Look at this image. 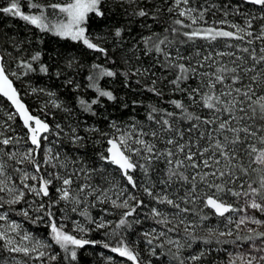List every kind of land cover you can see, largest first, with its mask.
<instances>
[{"label": "snow or ice", "instance_id": "6c2138e0", "mask_svg": "<svg viewBox=\"0 0 264 264\" xmlns=\"http://www.w3.org/2000/svg\"><path fill=\"white\" fill-rule=\"evenodd\" d=\"M136 3V0H114L117 5L123 3ZM187 5L189 0H174L176 8L180 4ZM247 3L259 6L264 10V0H247ZM106 0H67L65 3H50L43 5L38 0H28L27 7L35 9V12L25 13L22 11L21 0H10L8 6L0 8V12L18 17L26 23L35 26L42 32H51L53 35L70 39L75 42L82 43L87 49L102 53L107 57V50L101 47L95 40L102 37H92L88 32V22L92 15L99 18H104L106 12L104 10ZM52 9L53 15H62V19H57L55 22L49 20L47 9ZM169 12L173 8H168ZM195 10L191 8L180 9L179 17H185L190 20V24H185L182 19H175L174 25L179 27H171L164 29V35L153 33L152 36L142 38L145 44V55L152 52L159 54L162 57L160 66L168 71H174L173 78L168 81L172 86V90L183 93L189 102V106H196L202 110H206L205 115H200L189 111V106H186L182 99H172L170 104L174 111L167 109H157L150 106V111L147 119L154 124L159 125L158 128L145 131L144 128L138 127L136 124L130 125L126 129H122L116 122H112L110 127L114 129V133L107 139V148L105 152L99 154V159L105 164L116 166L121 175L126 178L128 185L132 188L137 187V182L131 173L139 170L145 177L144 192L149 197H152L159 204H166L176 209L173 218L162 213L157 208H152L151 214L155 217H160L156 222L167 227L173 223V219H179V224L184 225V232L188 237L195 240L196 237L190 229H194L196 225L186 223L185 218H181V213H192L193 209L181 207V204H195L197 201L202 203L203 208L210 209L215 215L224 217L229 212H243L247 209H253L264 213V43L259 48L257 54L256 48L243 47L237 45H226L229 48L236 47L239 51L247 53V57L238 56L235 52L216 51L215 53L203 52L199 47H194L186 54L181 52L177 45H184L189 42H194L197 39L206 41H217L218 39L236 40L244 42L248 45H253L255 41L264 42V25L260 27L258 33H254L253 20L255 16L245 20L244 26L239 24L229 23L227 20H221L217 23L228 25L233 31L224 30L216 27L194 28L199 21H204V12L201 11L199 16H194ZM134 15L138 17H149L150 13L144 8H139ZM153 20L156 17L151 16ZM264 20V16L259 17ZM182 28H188L190 31H181ZM123 28H116L115 37H121ZM169 31L172 38H169ZM183 36L186 39L178 40L177 37ZM174 48L175 54L168 49ZM234 57L230 63H225L220 57ZM41 59V53L37 52L31 56V62L20 61L19 66L24 68L25 75L27 72L36 71L33 68L32 62H38ZM251 61V64L248 61ZM73 61H68V67L72 66ZM259 66V67H258ZM38 71L47 74L49 68L46 64H40ZM148 70L136 69L131 72L132 76L144 75ZM16 76L15 72L10 73ZM60 73L57 72V75ZM117 73L105 68L101 64H93L91 66V74L88 75V87L97 93V96L90 102L84 99L79 100L80 106L84 111L92 112L93 105L99 103L101 97L109 101H114L116 97L111 90L101 88L99 81L104 77L114 78ZM128 76L129 73H123ZM153 75H155L153 73ZM195 80V86L188 84V81ZM68 83H72L71 80ZM136 83H140L139 80ZM152 86L147 90L153 92L157 96H162V91L158 90L155 85L157 80L151 81ZM78 87V86H77ZM36 89H33L35 92ZM42 91V90H41ZM0 95L6 97L12 105L15 106L16 114L23 122L24 128L27 130V139L33 147H30L25 152H4L0 149V193H6L8 199L0 195V207L3 203L8 205L19 204L24 200L25 191L34 194L37 197L49 196V187L53 185V181H60L61 186L56 188L59 194V200L53 201L46 211V215L50 223L51 240L55 245L66 254L65 258L75 261L77 259V248H82L91 242L87 239L78 238L70 231L65 230V225L58 226L51 207L54 204L63 201L66 205H71L70 210L76 212L78 206L84 203L85 196H92L95 189L89 184L78 185L76 189L72 188L74 183L72 175L62 176L58 168H66V163L60 160L59 153H53L49 147L43 152L41 159H37L41 155L42 140L47 141L46 133H51L53 130L49 124L42 120L39 116L32 115L29 109L21 102L18 91L13 87V81L9 78V73L6 72L4 57L0 56ZM52 95V93H49ZM54 107L61 105L52 102ZM175 110H179L178 112ZM179 118V119H178ZM8 119H13L10 114ZM187 122V128H180L179 123ZM59 129L55 134L60 135L63 129L56 125ZM203 129V130H202ZM98 131L97 129H93ZM75 131V130H73ZM193 134L195 138L193 139ZM3 134L0 133V136ZM107 136V133H102ZM145 137H151L149 141ZM83 139L78 135H73V142ZM155 141H160L171 147L163 150L157 148ZM20 141L14 137H5L0 139V145L5 147L13 144H18ZM203 142V143H202ZM7 156L8 160H14L17 165L28 164L35 170L30 173L23 167H12V171L19 175V183L23 188L16 186L12 175L8 169L10 165L3 159ZM156 162H161L167 165L164 169V175L154 181L151 172ZM51 167L52 172L41 175L42 167ZM100 171H104L103 168ZM38 181L39 186L29 184L28 181ZM157 185H163L159 193L155 192ZM173 185H179L183 188V192L174 191L170 194L169 189H173ZM127 189H122L117 195V199H112L111 203L114 207L128 209L122 214L121 219L116 223L115 228L119 229L125 226L128 221L127 217L132 216L136 212V208L143 204V201L131 194L122 202L117 203L120 196ZM103 199L101 203L107 202L108 197L105 190H100ZM235 197L238 201L243 202V207H236L234 204L227 202L225 197ZM174 197V198H173ZM99 199V197H98ZM136 201L134 206H130L129 201ZM38 211L44 210V205L40 204ZM203 209H201V212ZM23 216L28 217L27 209L21 210ZM80 215L88 217L87 209L80 211ZM42 219V217H37ZM200 219H207V215H200ZM247 218H241L236 224L239 228L245 223ZM7 213L0 214V221H7ZM229 223H232L231 218H228ZM89 222L95 223L89 217ZM251 222L257 225L264 224V221L251 218ZM110 222L98 223L97 228H104ZM20 225L11 222L6 228L0 226V241L5 242L9 252L23 253L28 256L30 253L37 252V259L45 257L46 253L42 249L50 247V244L36 240L27 233L20 236L21 241L30 242L29 244L18 243L16 239L9 235V232L19 233L17 230ZM76 231L85 232L79 223H76ZM169 231H174L169 228ZM152 232H147L146 237H153ZM249 232H254L249 229ZM209 236L215 234L214 229H208ZM166 233L161 231L159 236L163 237ZM231 236L232 232H219V236ZM149 238L147 243L153 244V239ZM241 237H237L240 239ZM264 239V232H254L253 235L243 237L246 240ZM205 243H211V240H205ZM227 243L228 241H224ZM122 243V242H121ZM170 245H175L176 254L173 259L179 261V264H184L178 253L183 245L179 240L167 241ZM105 247H108L105 244ZM264 253V247L257 249ZM112 252L118 253L121 257H126L132 264H140L138 253H134L127 245L113 247ZM155 255V249L152 250ZM50 260H56L55 254L49 256ZM192 260L200 259L199 256H192ZM243 264H264V255L250 256L245 260L244 257H238ZM230 264H235V260L230 261Z\"/></svg>", "mask_w": 264, "mask_h": 264}, {"label": "trees", "instance_id": "16d2710c", "mask_svg": "<svg viewBox=\"0 0 264 264\" xmlns=\"http://www.w3.org/2000/svg\"><path fill=\"white\" fill-rule=\"evenodd\" d=\"M9 2L10 0H0V8L8 6ZM38 2L47 5L65 3L67 0H38ZM27 3L28 0H21L22 11L25 13L35 12V9L27 7ZM170 7L173 8L172 12L168 11ZM139 8L149 11L150 16L141 18L134 15ZM184 8L194 9L193 15L197 17L201 11L204 12V21H199L197 25H193L194 28L216 27L233 31L234 29L229 28L228 25L217 22L227 20L229 23L244 26L245 20L251 16L257 17L253 20L252 30L254 33H258L260 27L264 25V20L259 19V17L264 16V10H261L259 6L241 1L189 0L187 5L181 3L179 8H176L174 0H136V3L126 2L122 5L115 4L114 0H106L104 8L106 16L99 18L92 15L87 25L90 36L102 37V39L94 42L99 43L101 47L107 50V57H105L102 53L87 49L80 42L57 37L51 32H42L18 17L0 12V52L4 57L6 72L17 74V79L15 76H13L14 78L10 76L11 74L9 76L14 81L22 99L30 111L47 121L53 130L47 134V141L42 140L41 155L37 159H41L44 150L50 147L52 152L54 154L59 153L60 160L66 163V168H58L56 171H59L62 176L72 175L73 189H76L78 185L89 184L96 190L94 195L84 197V203L78 206L76 212H72L70 210L71 205H66L63 201L54 204L50 209L58 226L63 224L66 226V231H70L78 238L94 242L77 248L75 261L66 259L64 251L52 242L50 223L46 215L49 205L53 201L59 200L56 188L61 186L60 181H53V185L49 187L48 197H37L24 189L25 197L21 203L15 205L3 203V206L0 207V214L7 213L8 220L0 221V226L6 228L11 222L20 225L17 230L19 235L16 232H9L11 237L16 239L18 243L29 244L30 242L20 240V236L27 233L36 240L51 246L42 249L46 253L45 257L37 259V252L30 253L28 256L23 253L9 252L5 247V242L0 241V264H132V261L126 257H121L118 253L111 251L113 247L122 246V243L134 253H138L140 264H179L178 260L173 259L177 250L175 245L167 243L169 239L179 240L183 245L178 255L184 264H229L230 251L234 244L246 245L251 241L243 239V237L253 235L254 232L238 229L234 223H229L227 216L218 217L212 210L203 208L199 201L195 204H181V207H188L200 215H207V219L201 220L200 215L181 213V218H185L186 223L196 225L194 229H190L196 237L195 240L187 236L184 232V225L179 224V219H173V223L167 227L158 224L156 220L160 217L154 218L152 216V208H157L169 219L173 218V214L177 210L166 204H159L144 192V187L147 185L145 184V177L139 170L131 173L137 182V187L134 189L128 185L126 178L121 175L116 166L105 164L99 159L101 152L106 154V141L114 133V129L110 127L112 122H116L122 129L136 124L148 131L150 128L159 127L147 119L150 106L174 111L170 104L172 99H182L186 106H189L187 97L183 93L173 91L172 86L168 83L173 78L174 71L165 70L160 66L162 57L159 54L152 52L145 55L146 46L142 40V38L152 36L153 33L164 35L165 28L179 27L173 24L175 19H182L185 24H190V20L178 15L179 10ZM52 12V9H47L50 21L61 19L60 15H53ZM153 15L156 17L155 20L151 18ZM118 27L124 29L121 37L114 35L115 29ZM181 31H190V29L182 28ZM167 34L171 39V32L169 31ZM177 39L184 40L186 38L179 36ZM262 43L264 42L255 41L253 45H248L246 41L230 39H218L212 42L197 39L194 42L177 46L185 54L192 48L199 47L203 52H235L238 56L247 57V53L239 51L236 47L229 48L226 45H237L239 48H256L257 54H259L258 50ZM168 50L175 54L174 48ZM37 52L41 53V59L38 62H32L36 71L27 72L25 75L26 70L19 66L20 61L31 62V56ZM233 58L224 56L217 59L230 63ZM69 60L73 61L71 67H68ZM248 63L251 64V61L249 60ZM40 64L48 66L47 74L38 71ZM93 64H101L117 73L114 78L104 77L99 81L101 88L111 90L116 99L109 101L101 97L99 103L93 105L94 115L92 112L84 111L79 104L80 99L90 102L97 96V93L88 87L89 81L87 80ZM136 69L141 71L147 69L148 72L144 75L132 76L131 72ZM57 72L60 74L57 75ZM123 73H129V75L125 76ZM153 79L157 80L155 87L162 91V96H157L147 90L152 86L151 81ZM69 80L72 83H68ZM137 80L140 83H136ZM196 83L195 80L188 81V84L192 86H195ZM33 89L36 91L33 92ZM53 101L61 107H54ZM175 111L178 112L179 110ZM189 111L200 115L206 114V110L196 106H189ZM10 114L13 116L11 120L8 119ZM56 125L63 129L59 136L55 134L59 131ZM179 127L187 128V122L181 121ZM0 133L3 134L0 139L14 137L20 141L18 144L7 147L0 145V149H3L4 152L18 151L22 153L33 147L28 141L27 131L14 109L1 96ZM102 133L108 135L105 136ZM73 135H78L83 139L74 143ZM194 138L195 134H193ZM145 139L152 140L151 137H145ZM155 143L157 148L161 150L171 147L160 141H155ZM3 159L10 165L8 171L16 186L23 188V185L19 183L20 174L13 172L12 167H23L30 173L35 170L28 164L17 165L14 160H8L7 156H4ZM166 167L167 165L161 162L154 164V170L151 172L154 181L164 175ZM101 168L104 171H100ZM52 171L51 167H42L41 175L48 178L47 173ZM28 183L39 186L38 181L29 180ZM161 188L163 185H157L154 191L159 193ZM101 189L105 190L110 197L107 202H100L103 199L100 194ZM122 189H127V191L120 196L117 203L122 202L131 194L137 200L143 201V204L136 208V212L132 216L127 217L128 223L125 226L116 229V223L128 209L114 207L111 200L117 199V195ZM177 190L183 192L184 189L180 188L179 185H173V189L168 191L171 194ZM0 195L4 196L5 200L8 199L6 193H0ZM225 199L237 207L235 197L228 196ZM40 204L44 205V210L38 211ZM129 204L134 206L136 201L130 200ZM22 209L28 210V217L23 216ZM84 209H87L88 217L80 215V211ZM201 209H203L202 212ZM37 217H42V219H37ZM89 217L95 223L89 222ZM104 222L110 223L104 228L96 227V224ZM76 223H79L86 231H76ZM174 226V231L168 230ZM210 228L215 230L213 236H209L208 229ZM153 229L156 230L153 232V237L157 238L153 239V244L149 245L147 240L153 237H146L144 234L152 232ZM161 231H164L166 235L159 236ZM228 231L232 232L231 236H219V232ZM237 237L241 238L237 239ZM209 239L211 243L204 242ZM224 241L228 242L225 243ZM105 244L108 247H105ZM153 249H155V255L152 254ZM53 254L57 256L56 260L49 259V256ZM192 256H199L200 259L192 260Z\"/></svg>", "mask_w": 264, "mask_h": 264}, {"label": "rangeland", "instance_id": "374dc122", "mask_svg": "<svg viewBox=\"0 0 264 264\" xmlns=\"http://www.w3.org/2000/svg\"><path fill=\"white\" fill-rule=\"evenodd\" d=\"M61 19L63 18L62 15H60ZM55 22V21H53ZM10 75V74H9ZM12 76V75H10ZM13 77V76H12ZM14 78V77H13ZM16 78V76H15ZM17 79V78H16ZM243 202L237 200V207H243ZM228 218H231L232 223L235 225L239 222L241 218H247L245 220L244 224H241L238 229L243 231H248L249 229H253L254 232H264V224L257 225L251 222V218L259 219L261 221H264V213L258 212L253 209H247L246 211L240 212H230L227 215ZM249 232V231H248ZM260 247H264V239H255L251 240L246 245L235 243L234 246L231 248L230 251V261L235 260V264H243V262L238 259V257H244L245 260L249 258L250 256H260L264 255V253L259 252L257 249ZM230 264V263H229ZM256 264V262H254Z\"/></svg>", "mask_w": 264, "mask_h": 264}, {"label": "water", "instance_id": "95a60500", "mask_svg": "<svg viewBox=\"0 0 264 264\" xmlns=\"http://www.w3.org/2000/svg\"><path fill=\"white\" fill-rule=\"evenodd\" d=\"M234 1H241V2H244V3H246V4H249V3H247V0H234ZM250 5H252V4H250ZM0 56H2L1 55V52H0ZM9 78H10V76H9ZM11 79V78H10ZM12 80V79H11ZM13 81V80H12ZM13 87H15L16 89H17V87L15 86V83H14V81H13ZM17 91H18V94H19V96H20V99H21V102L22 103H24L25 104V106L28 108V106H27V104L24 102V100L22 99V97H21V94H20V92H19V90L17 89ZM2 98H4L11 106H12V108L14 109V111H15V113H16V110H15V106L14 105H12L11 104V102L10 101H8L7 100V98L6 97H3L2 95H0ZM29 109V108H28ZM29 112L32 114V115H34L31 111H30V109H29ZM17 116H18V114H17ZM35 116H37V115H35ZM40 117V116H39ZM18 118H19V116H18ZM41 118V117H40ZM20 119V118H19ZM42 119V118H41ZM42 120H44V119H42ZM20 121H21V123H22V125H23V122H22V120L20 119ZM45 121V120H44ZM46 123H48L47 121H45ZM49 124V123H48ZM49 126H50V124H49ZM50 128H51V126H50ZM27 131V130H26ZM48 133H46L45 135H47ZM230 213V212H229ZM229 213H226L225 214V216H227ZM224 216V217H225ZM218 217H220V216H218Z\"/></svg>", "mask_w": 264, "mask_h": 264}]
</instances>
